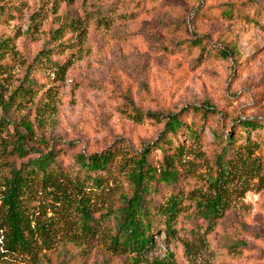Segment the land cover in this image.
<instances>
[{
	"label": "rangeland",
	"instance_id": "374dc122",
	"mask_svg": "<svg viewBox=\"0 0 264 264\" xmlns=\"http://www.w3.org/2000/svg\"><path fill=\"white\" fill-rule=\"evenodd\" d=\"M225 2L258 23L223 20ZM73 19L77 25H64ZM61 26L67 29L56 40L52 36ZM5 39V94L27 72L37 90L6 118L0 107L2 190L11 166L25 161L11 151L18 142L11 132L17 126L24 131L21 117L34 128L30 144L45 148L62 143L63 163L70 165L73 153L102 151L121 141L133 154L140 152L160 137L168 114L208 104L215 114L207 119L201 139L180 137L185 144L182 165L191 173L177 188L185 191L183 213L193 216H182L174 237L159 226L147 258H173L176 264H264V144L253 147L249 161L254 167L247 180L228 190L229 210L218 225L199 238L187 233L197 224L206 226L196 218L192 198L208 190L214 172L220 141L212 129L225 137L241 132L240 120L264 121V0H0V42ZM229 42L237 51L225 57ZM50 49L49 59L41 62L39 53ZM8 119L10 132L1 125ZM151 154L153 162L163 157L158 149ZM127 191L123 174L105 182L107 195H95L90 233L80 231L72 213L56 215L49 207L51 194L24 201L46 230L36 231L29 252L0 253V264H133L132 254L111 249L109 215ZM6 231L0 229V251Z\"/></svg>",
	"mask_w": 264,
	"mask_h": 264
},
{
	"label": "trees",
	"instance_id": "16d2710c",
	"mask_svg": "<svg viewBox=\"0 0 264 264\" xmlns=\"http://www.w3.org/2000/svg\"><path fill=\"white\" fill-rule=\"evenodd\" d=\"M221 7L220 17L223 20L238 19L243 24L258 23V20L243 13L233 3L225 2ZM76 21L73 19L64 25L75 26L78 24ZM66 27L55 29L52 37L62 39ZM5 41L0 42V107L3 118L12 109H21L37 90V83L27 72L19 86L5 94L1 83L7 72L1 57V53L6 51L2 50ZM51 51L43 50L39 53L41 62L49 59ZM236 51V44L229 42L222 54L228 57L229 53ZM211 114H215V110L208 104L185 106L166 116L160 137L152 144L145 145L140 152L133 154L129 146L121 141L102 151L73 153L70 155V165L63 163L66 148L62 143L55 141L51 145L46 144L45 148H36L30 144L34 128L25 117H21L18 124L22 125L24 131H18V126H15L17 130L14 128L11 132L18 136V142L11 151L25 161L20 167L11 166L3 180L5 190L0 188V229H7L0 253L29 252L36 231L45 232V224L32 218L24 202L41 194L52 195L54 203L49 207L56 215L60 212L61 216L72 213L80 231L92 232L95 227V195L105 197V182L123 174L128 191L119 196L120 203L109 215L114 232L111 249L119 254H132L133 264H176L173 258L149 261L147 254L154 243L153 232L159 226L163 227L162 231L167 236L174 237L182 216H193V212L187 215L183 213L185 191L177 188L183 176L191 173L189 168L182 165L185 144L181 143L180 137L184 135L187 139L199 141ZM10 123L8 119L1 125L9 131ZM239 125L240 133L225 137L219 130L212 129L220 141L214 172L208 179V190L192 198L197 209L196 218L202 219L206 226L202 228L201 224H197L190 228L187 233L191 237L199 238L200 233H209L218 225L224 213L229 210L228 190L234 183L247 180L249 170L254 167L249 161L253 147L264 144V121L240 120ZM241 139L243 142L239 143ZM69 145L75 147L73 143ZM242 146L244 149H239ZM154 149L160 150L163 155L158 162H153L151 157Z\"/></svg>",
	"mask_w": 264,
	"mask_h": 264
}]
</instances>
